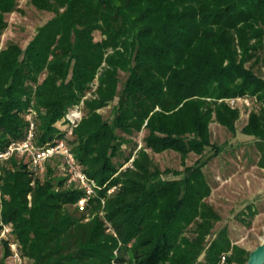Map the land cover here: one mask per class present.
<instances>
[{
  "label": "trees",
  "instance_id": "obj_1",
  "mask_svg": "<svg viewBox=\"0 0 264 264\" xmlns=\"http://www.w3.org/2000/svg\"><path fill=\"white\" fill-rule=\"evenodd\" d=\"M28 2L53 16L25 47H2L19 0H0V151L25 138L33 114L35 145L64 139L97 184L79 211L84 192L57 160L40 176L26 157L1 164L0 229L12 226L28 264H219L231 250L227 262L246 261L250 251L232 247L225 229L207 242L221 216L206 201L205 168L220 152L211 123L237 132L241 111L229 98H252L241 132L264 146V76L254 71L264 61V0ZM207 148L215 152L203 158ZM167 151L183 170L156 165L151 153ZM192 153L200 158L187 165ZM9 255L5 241L0 264Z\"/></svg>",
  "mask_w": 264,
  "mask_h": 264
},
{
  "label": "rangeland",
  "instance_id": "obj_2",
  "mask_svg": "<svg viewBox=\"0 0 264 264\" xmlns=\"http://www.w3.org/2000/svg\"><path fill=\"white\" fill-rule=\"evenodd\" d=\"M52 16L51 13L38 11L29 4L28 0H19V10L6 16L8 27L2 36L1 46L5 47L12 42L25 47L34 37L39 26ZM95 37L96 40L102 38L99 32L95 33ZM254 71L264 76V61H259ZM111 108L108 106L101 110L105 117L110 116ZM239 108L241 115L236 123V133L230 132L217 122H212L210 125L211 141L220 152L205 168L208 182L212 187V193L206 201L220 214L221 220L215 224L211 235L207 237V242L213 241L218 233L225 229L232 247L239 246L244 251L251 252L264 242V146L261 147L263 145L261 141L241 132L248 122L252 105ZM143 137L144 132L135 135L139 146L143 145ZM214 152V149L207 148L203 158ZM151 156L161 170L184 168L181 156L176 152L151 153ZM199 158L192 153L188 156L186 164L192 165ZM51 164L58 173H61L59 160ZM166 177L173 178V175ZM223 255L226 257L225 260ZM223 255L219 264H246L250 254L246 261L243 257L242 260L235 258L230 262L226 259L235 256L232 250ZM203 258L204 254L201 260Z\"/></svg>",
  "mask_w": 264,
  "mask_h": 264
},
{
  "label": "built area",
  "instance_id": "obj_3",
  "mask_svg": "<svg viewBox=\"0 0 264 264\" xmlns=\"http://www.w3.org/2000/svg\"><path fill=\"white\" fill-rule=\"evenodd\" d=\"M232 107H250L252 98L249 96H238L226 100ZM70 122L76 125L82 118V111L77 108L68 116ZM29 124L23 140L12 142L4 151H0V174L1 164L10 159L13 155L26 157L29 170L35 175H43L47 170V163L59 160L61 164V174L67 178L69 185L76 184L84 195L78 201L79 211H84L90 198L96 196V182L89 178L82 170L78 160L72 153L70 147L64 139L57 140L55 143L46 147H37L34 143L35 122L33 114L28 118ZM115 188L109 190L112 193ZM12 226L3 225L0 229V245L8 241L10 250L8 264H28L27 258L22 256L21 245L18 241L11 239ZM223 255V260H225Z\"/></svg>",
  "mask_w": 264,
  "mask_h": 264
},
{
  "label": "water",
  "instance_id": "obj_4",
  "mask_svg": "<svg viewBox=\"0 0 264 264\" xmlns=\"http://www.w3.org/2000/svg\"><path fill=\"white\" fill-rule=\"evenodd\" d=\"M246 264H264V242L250 252L249 259Z\"/></svg>",
  "mask_w": 264,
  "mask_h": 264
}]
</instances>
